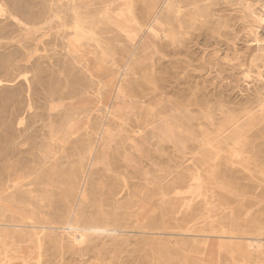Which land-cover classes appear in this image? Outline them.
<instances>
[{
	"label": "rangeland",
	"instance_id": "rangeland-1",
	"mask_svg": "<svg viewBox=\"0 0 264 264\" xmlns=\"http://www.w3.org/2000/svg\"><path fill=\"white\" fill-rule=\"evenodd\" d=\"M263 5L0 0V264H264Z\"/></svg>",
	"mask_w": 264,
	"mask_h": 264
},
{
	"label": "bare ground",
	"instance_id": "bare-ground-1",
	"mask_svg": "<svg viewBox=\"0 0 264 264\" xmlns=\"http://www.w3.org/2000/svg\"><path fill=\"white\" fill-rule=\"evenodd\" d=\"M4 2V1H3ZM174 2V1H173ZM189 2V1H188ZM250 1H248V3H249ZM191 3V2H190ZM237 3V2H236ZM175 4V3H174ZM178 4V3H177ZM240 4V3H239ZM159 5V4H158ZM2 6H4V5H2ZM150 6V5H149ZM153 6V5H152ZM184 6H185V4H184ZM197 6V5H196ZM200 6V5H199ZM243 6V5H242ZM245 6V5H244ZM247 6V5H246ZM151 7V6H150ZM158 7V6H157ZM168 7V6H167ZM6 9V11H7V8H5ZM152 9V8H151ZM156 9V8H155ZM168 9V8H167ZM190 8H188V9H185V10H189ZM78 11H79V9H77ZM81 10V9H80ZM148 10H150L149 8H148ZM184 10V9H183ZM199 10V9H198ZM202 10V9H201ZM5 11V10H4ZM48 9H47V13H48ZM78 11H76V12H78ZM85 11V10H84ZM263 13H262V15H260V16H258V20H259V22L260 23H262V24H264V5H263ZM8 12V11H7ZM89 12V11H88ZM91 12V11H90ZM175 12H177V10L175 11ZM175 12H174V14H175ZM179 12V11H178ZM50 13V12H49ZM53 13V12H52ZM186 13H188V12H186ZM10 14V13H9ZM22 14V13H21ZM88 14V13H87ZM193 14V13H192ZM253 14V13H252ZM256 14V13H255ZM50 15V14H49ZM149 15V14H148ZM251 14H249V16H250ZM11 16H13V15H11ZM15 16V15H14ZM46 16H47V14H46ZM191 16V15H190ZM189 16V17H190ZM256 16H257V14H256ZM29 17V16H28ZM32 17V16H31ZM39 17H40V15H39ZM45 17V16H44ZM159 17H161V15L159 16ZM172 17V16H171ZM193 17V16H192ZM6 18V17H5ZM30 18V17H29ZM46 18V17H45ZM49 18V17H48ZM47 18V19H48ZM173 18V17H172ZM175 18V17H174ZM173 18V19H174ZM181 18V17H180ZM196 18H197V16H196ZM32 19V18H31ZM65 19V18H64ZM70 19V18H69ZM72 19V18H71ZM167 19V18H166ZM165 19V20H166ZM169 19V18H168ZM177 19V18H176ZM195 19V18H194ZM253 19H255L254 17H253ZM257 19V18H256ZM20 20V19H19ZM162 20V19H161ZM191 21V20H190ZM253 21V20H252ZM148 22H149V20H148ZM161 22V21H160ZM171 22V21H170ZM173 22V21H172ZM178 22V21H177ZM189 22V21H188ZM41 23V22H40ZM39 23V24H40ZM63 23V22H62ZM70 23V22H69ZM69 23H68V25H69ZM163 23H164V21H163ZM168 23V22H167ZM174 23V22H173ZM196 23V22H195ZM25 24V23H24ZM65 24V23H64ZM165 24V23H164ZM36 25H38V24H36ZM150 25V24H149ZM166 25V24H165ZM194 26H195V24H193ZM256 25V24H255ZM258 25V24H257ZM173 26H175V25H173ZM166 28V27H165ZM172 28V27H171ZM64 29V28H63ZM154 29V28H153ZM168 30V29H167ZM170 30V29H169ZM64 31V30H63ZM175 31V30H174ZM174 31L172 32V33H174ZM166 33V32H165ZM169 36V35H168ZM176 36V35H175ZM174 36V37H175ZM169 39H170V37H168ZM171 40H172V38H171ZM143 46V45H142ZM79 48H81V47H79ZM145 48V47H144ZM146 49V48H145ZM128 64V63H127ZM120 65V64H119ZM128 68V67H127ZM130 69V68H129ZM125 73V72H124ZM121 74V73H120ZM122 76V75H121ZM121 85V84H120ZM164 124V123H163ZM157 125V124H156ZM162 127V126H161ZM105 130V129H104ZM156 132V131H155ZM173 132V131H172ZM160 133V132H159ZM235 134V133H234ZM233 134V135H234ZM238 134V133H237ZM165 136V135H164ZM237 136V135H236ZM235 136V137H236ZM239 136H237V138H238ZM162 138V137H161ZM233 138V137H232ZM230 139V138H229ZM239 139H241V138H239ZM230 140H232V139H230ZM236 140V139H235ZM172 142V141H171ZM237 142V141H236ZM240 142V141H239ZM223 143H225V142H223ZM237 144V143H236ZM241 144V143H240ZM231 145V144H230ZM238 145V144H237ZM226 146V145H225ZM230 147V146H229ZM184 148V147H183ZM226 148V147H225ZM236 151V150H235ZM234 152V151H233ZM125 166H127V165H125ZM121 172V171H120ZM123 173H124V171H123ZM120 174V173H119ZM195 179V178H194ZM124 181V180H123ZM111 183V182H110ZM116 183V182H115ZM122 183V182H121ZM198 183H199V181H198ZM114 184V183H113ZM125 184V183H124ZM197 184V183H196ZM117 185V184H116ZM9 186V185H8ZM114 187V186H113ZM124 187V186H123ZM113 189V188H112ZM121 189V188H120ZM126 189V188H125ZM104 190V189H103ZM107 190V189H106ZM109 190V189H108ZM72 191V190H71ZM112 191V190H111ZM121 191H122V189H121ZM70 192V191H69ZM113 192V191H112ZM102 193V192H101ZM74 194V193H73ZM79 194V193H78ZM99 194V193H98ZM125 194V193H124ZM130 194H133V193H130ZM80 195V194H79ZM102 195V194H101ZM115 195H116V193H115ZM74 196V195H73ZM103 196V195H102ZM112 196V195H111ZM113 197V196H112ZM127 198V197H126ZM130 198V197H129ZM115 199V198H114ZM131 199V198H130ZM80 200V199H79ZM128 200V199H127ZM68 201V200H67ZM134 201V200H133ZM137 201H139V199L137 200ZM142 201V200H141ZM140 201V202H141ZM66 202V201H65ZM76 203V202H75ZM134 203V202H133ZM137 203V202H136ZM66 204V203H65ZM135 204V203H134ZM124 206H125V203L123 204ZM122 205V206H123ZM66 206V205H65ZM121 206V207H122ZM131 206V205H130ZM120 207V208H121ZM128 206L126 205V208H127ZM70 208V207H69ZM68 208V209H69ZM73 208V207H72ZM68 209H65V210H68ZM125 209V208H124ZM69 210H71V209H69ZM129 210H130V208H129ZM135 210H137L138 211V209H135ZM134 210V211H135ZM73 211V210H72ZM65 212V211H64ZM128 212V211H127ZM130 212V211H129ZM71 213V212H70ZM69 213V214H70ZM131 213V212H130ZM133 213V212H132ZM131 213V214H132ZM68 214V215H69ZM112 215V214H111ZM26 217H28L27 215H25ZM65 216V215H64ZM104 216V215H103ZM109 216V215H108ZM138 216V215H137ZM47 217V216H46ZM69 218H70V216H68ZM76 217H77V215H76ZM112 217V216H111ZM33 218V217H32ZM52 218V217H51ZM127 218H128V216H127ZM133 218V217H132ZM29 219H30V217H29ZM41 219V218H40ZM54 219V218H53ZM108 219V218H107ZM120 219V218H119ZM129 219V218H128ZM134 219H135V217H134ZM65 220V219H64ZM67 220H69V219H67ZM98 220V219H97ZM102 220H104V219H102ZM101 220V221H102ZM118 220V219H117ZM22 221H24V220H22ZM108 221V220H107ZM110 221V220H109ZM124 221V220H123ZM126 221V220H125ZM35 222V221H34ZM67 222H69V221H67ZM84 222H86V220L84 221ZM83 222V223H84ZM32 223V222H31ZM45 223H48V222H45ZM56 223V222H55ZM65 223V222H64ZM81 223H82V221H81ZM116 223V222H115ZM114 223V224H115ZM70 224V223H69ZM87 224V223H86ZM100 224H102V223H100ZM106 224V223H105ZM105 224H104V227H105ZM120 224V223H119ZM34 225H35V223H34ZM41 225V224H40ZM47 225V224H46ZM49 225H51V224H49ZM61 225V224H60ZM64 225H67L66 223L64 224ZM75 225H76V223H75ZM88 225V224H87ZM93 225V224H92ZM107 225V224H106ZM110 225V224H109ZM112 225V224H111ZM48 226V225H47ZM52 226H54V224L52 225ZM83 226H84V224H83ZM96 226H97V224H96ZM96 226H93V227H91V226H86V227H88L87 228V231H95V230H97L98 228V226L96 227ZM108 226V225H107ZM41 227V226H40ZM49 227V226H48ZM71 227V226H70ZM77 227H79L78 225H77ZM100 227V226H99ZM61 228V227H60ZM63 228V227H62ZM68 228V227H67ZM83 228V227H82ZM84 228H85V226H84ZM101 228V227H100ZM99 228V229H100ZM107 228V227H106ZM109 228V227H108ZM112 228V227H111ZM118 228V227H117ZM46 229V228H45ZM75 230H77L78 228H74ZM102 229V228H101ZM113 229V228H112ZM53 230V229H52ZM52 230H50V231H52ZM79 231V230H78ZM113 231H115V230H113ZM42 232V231H41ZM41 232H40V234H41ZM45 232V231H44ZM77 232V231H76ZM34 233V232H33ZM81 233V232H80ZM84 233V232H83ZM112 233V232H111ZM113 233H115V232H113ZM7 234V233H6ZM5 234V235H6ZM38 234V233H37ZM85 234V233H84ZM4 235V236H5ZM62 235V234H61ZM68 235V234H67ZM8 236V235H7ZM36 236V235H35ZM80 236H82L81 234H78V237H80ZM88 236V235H87ZM86 236V237H87ZM39 237V236H38ZM71 237V236H70ZM35 238V237H34ZM44 238V237H43ZM83 238V237H82ZM42 239V238H41ZM50 239V238H49ZM54 239V238H53ZM57 239V238H56ZM55 239V240H56ZM76 240H78V239H76ZM41 244H42V242H40ZM58 243H59V241H58ZM37 246V245H36ZM41 247V246H40ZM238 248V247H237ZM237 248H236V250H237ZM240 249V248H239ZM238 249V250H239ZM41 250V249H40ZM242 250V249H241ZM39 251V250H38ZM41 253V252H40ZM8 255V254H7ZM6 256V255H5ZM39 258V257H38ZM2 259V258H1ZM4 263V262H3Z\"/></svg>",
	"mask_w": 264,
	"mask_h": 264
}]
</instances>
